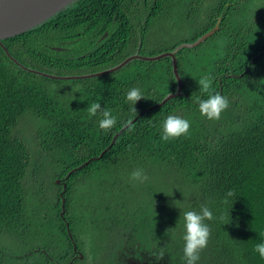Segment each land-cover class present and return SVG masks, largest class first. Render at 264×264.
I'll use <instances>...</instances> for the list:
<instances>
[{"label": "trees", "instance_id": "obj_1", "mask_svg": "<svg viewBox=\"0 0 264 264\" xmlns=\"http://www.w3.org/2000/svg\"><path fill=\"white\" fill-rule=\"evenodd\" d=\"M252 1L76 0L39 26L2 41L9 55L0 46V264L81 262L72 260L75 245L82 249L83 230L99 234L109 255L106 264H127L130 257L185 264L179 218L201 204L224 219L207 221L211 236L198 264H264L253 251L264 240V14L252 13ZM159 23H176L175 33L191 25L195 35L151 46ZM217 25L197 46L178 49ZM167 52L175 53L182 89L156 108L178 89L171 57L134 59L97 77L52 78L92 75L135 55ZM205 75L213 80L211 92L230 101L219 120L202 116L196 103V96L207 98L196 81ZM133 87L144 98L135 105L137 113L126 99ZM93 102L112 111L113 128L101 130L100 117L84 111ZM171 114L191 127L187 136L165 142L161 125ZM28 119L37 127L42 156L36 160H47L56 192L49 198H56L54 212L37 218V229L25 195L36 160L18 131ZM135 169L152 172L148 183L134 186L126 180ZM113 179L108 199L77 209L75 188L95 181L102 190ZM230 189L235 197L224 204ZM18 244L29 251L17 252Z\"/></svg>", "mask_w": 264, "mask_h": 264}, {"label": "rangeland", "instance_id": "obj_2", "mask_svg": "<svg viewBox=\"0 0 264 264\" xmlns=\"http://www.w3.org/2000/svg\"><path fill=\"white\" fill-rule=\"evenodd\" d=\"M250 9L255 15L264 14V0H253ZM165 22L166 21H164V23ZM164 23H159V27L153 30V42L150 44L151 46L162 47L164 43L170 44L183 39L189 41L190 38L195 35V31H193L194 28L191 25H185L181 33H175L174 29L178 28L176 23H172L167 26L162 25ZM63 88L64 87H61L60 89ZM36 130V124L31 119L25 120V122H21L18 128V131L21 133V135H23V137H25L29 146L31 147L32 153L34 155V160H36L37 157L42 156V154L40 153L41 150L39 148V145L35 140ZM33 169H35L34 172L32 171ZM149 171L150 170H147L145 172L148 179L152 175V172ZM51 174L52 169L50 165L47 164V160L43 163L39 160H36L35 162L32 161L29 177H31L33 180H31V184L29 182H26L25 195L27 197L26 201L29 205V208L28 205L27 208L30 216L35 217L32 220V222L35 223L33 226L34 228H36V225L38 223L37 218H43L46 214L52 215V212H54L52 210V207L54 206L56 198L55 200L53 199L52 202H50L49 200V198H53V194L56 193L53 185H51ZM155 176L159 178L162 177L163 174L155 173ZM148 179L147 181H145V183H148ZM26 180L27 179L23 181V186ZM126 180L133 183L134 186H137L140 183L132 181L130 179V175L126 177ZM114 182H116L115 179L108 181L107 183H105V188L102 190L97 187L95 181L91 183L92 185H79L77 188H75L74 192L75 206L77 207V209L81 208L82 205L88 204L96 206L99 198L101 199L102 204L103 201L109 198L106 190L110 191L109 188L112 185H115ZM34 197H36L37 200ZM77 216L78 218L83 217L79 214ZM84 216L87 217L85 214ZM98 235V233L93 234L85 230L79 232L78 244L82 247V249L79 251L80 255L83 256V261L76 262L75 264H106L105 262H107V260L105 259H109V255L106 254L107 250L103 249L102 242L97 237ZM17 248H20L17 252L22 254L29 251L28 248H24L21 245L17 246Z\"/></svg>", "mask_w": 264, "mask_h": 264}, {"label": "clouds", "instance_id": "obj_3", "mask_svg": "<svg viewBox=\"0 0 264 264\" xmlns=\"http://www.w3.org/2000/svg\"><path fill=\"white\" fill-rule=\"evenodd\" d=\"M196 81L199 85V92L207 94V98H201L196 96V94H193V97L196 96V103L200 114L210 121L219 120L221 115L229 108L230 101L228 97L219 92H211L213 80L210 76L205 75ZM126 99L127 102L133 106L130 111L137 113L135 105L138 101L144 98L141 90L137 87H133L127 91ZM84 111L88 113L89 117H100L98 120V126L101 130H110L117 123L116 117L113 115L112 111L106 106L102 107V104L99 102L90 103ZM129 123H131V121H129ZM190 127V122L180 115H168L161 125V140L166 142L170 139L187 136ZM129 147L131 148V146ZM130 179L132 181L143 183L147 181L148 177L143 169H135L130 173ZM233 197H235V191L231 189L228 190L225 193L223 203H229V198ZM181 218L183 220L184 228V234L182 237L184 241L183 259L185 264H198L200 253L207 247L211 236V228L207 221H212L214 219L223 220L224 215L221 213L219 217H214L213 211L207 206V204H201L199 210L191 209L182 211L179 220ZM175 228L168 229L167 233ZM166 247L167 245L161 248V256H163ZM253 251L264 260V240L258 241L255 244Z\"/></svg>", "mask_w": 264, "mask_h": 264}, {"label": "water", "instance_id": "obj_4", "mask_svg": "<svg viewBox=\"0 0 264 264\" xmlns=\"http://www.w3.org/2000/svg\"><path fill=\"white\" fill-rule=\"evenodd\" d=\"M74 1L76 0H0V46L4 47L2 43L3 40L21 35L39 26L40 24L44 23L45 21H47L48 19H50L51 17H53L54 15L62 11L67 6L71 5ZM217 29H218V25L215 27L213 31L204 35L203 37L198 39L195 43L183 44L180 47H178V49H180L181 47L191 48V47L197 46L198 44L203 42L207 37H209ZM4 49L9 55V52L7 51V49L5 47ZM53 49L57 51L63 50V48H59V47H53ZM165 57H171L173 59V69H174L176 79L178 81V89L176 93L168 95L160 104L153 107V108H156V107L163 106L166 102H168L169 100L181 94L182 79L180 78L179 73H178L177 60L175 57V53L167 52V53L158 55L156 57H143V56L135 55V56L129 57L128 59H126L124 62H122L120 65H118L115 68H112V69H109L103 72H99L96 74L86 75V76H76V77L75 76L73 77L52 76V78H57V79H79L81 78V79H84V78L97 77V76H101V75H105V74H109L114 71H117L134 59H141L145 61H155V60H159ZM151 109H147L146 111L140 113L139 116L143 115L145 112ZM134 121L129 123V125H131ZM125 128H123L121 132H123ZM120 133H118V135ZM115 140H116V137H114L112 144L115 142ZM102 156L103 154L101 155V157ZM88 163L89 162H87L86 164ZM57 183H60V181H57ZM64 187L66 188V186ZM64 204H65V200H63V209H64ZM63 214H64V211L62 212V216ZM68 233L70 237H72L71 233L69 232V227H68ZM75 250H76V246H75Z\"/></svg>", "mask_w": 264, "mask_h": 264}, {"label": "flooded vegetation", "instance_id": "obj_5", "mask_svg": "<svg viewBox=\"0 0 264 264\" xmlns=\"http://www.w3.org/2000/svg\"><path fill=\"white\" fill-rule=\"evenodd\" d=\"M76 246V245H75ZM73 251H74V253H75V257L73 258V260L72 261H74V260H76L77 258H81V260L83 259L82 257V255H80V251H78L77 250V248H76V250H75V247L73 248ZM126 263L127 264H152V263H149V262H141L140 260H138V259H136V258H133V257H130V258H128L127 260H126Z\"/></svg>", "mask_w": 264, "mask_h": 264}]
</instances>
